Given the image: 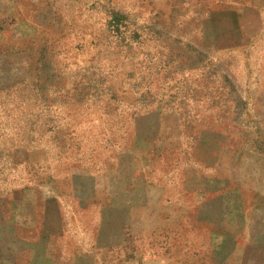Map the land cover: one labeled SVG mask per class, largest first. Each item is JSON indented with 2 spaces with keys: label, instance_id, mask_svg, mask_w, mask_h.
Returning <instances> with one entry per match:
<instances>
[{
  "label": "rangeland",
  "instance_id": "rangeland-1",
  "mask_svg": "<svg viewBox=\"0 0 264 264\" xmlns=\"http://www.w3.org/2000/svg\"><path fill=\"white\" fill-rule=\"evenodd\" d=\"M0 264H264V0H0Z\"/></svg>",
  "mask_w": 264,
  "mask_h": 264
}]
</instances>
